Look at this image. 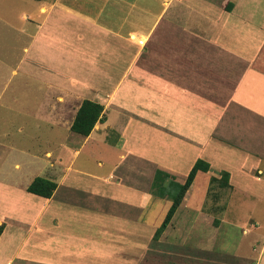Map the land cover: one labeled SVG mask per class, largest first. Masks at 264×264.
Masks as SVG:
<instances>
[{"label": "crops", "instance_id": "obj_1", "mask_svg": "<svg viewBox=\"0 0 264 264\" xmlns=\"http://www.w3.org/2000/svg\"><path fill=\"white\" fill-rule=\"evenodd\" d=\"M33 1L10 16L0 0V100L15 103L28 85L50 127L70 130L83 99L105 120L87 136L70 130L77 137L46 150L36 175L0 142V264L232 259L214 252L224 217L210 221L204 197L192 201L204 171L154 234L198 158L228 183L222 165L237 164V179L264 159V0ZM86 147L95 168L75 163ZM36 176L56 183L50 197L27 191Z\"/></svg>", "mask_w": 264, "mask_h": 264}, {"label": "rangeland", "instance_id": "obj_2", "mask_svg": "<svg viewBox=\"0 0 264 264\" xmlns=\"http://www.w3.org/2000/svg\"><path fill=\"white\" fill-rule=\"evenodd\" d=\"M33 3V0H5L4 5L10 6L11 9L5 10L3 13L14 16L21 10L29 9ZM20 77L24 76H17L16 78L20 79ZM13 87L14 85L10 84L5 93L10 92ZM21 87L24 88L25 85L21 84ZM20 95L22 98L17 99L15 103L6 96H3L0 100V142H10L16 145L15 155L21 166L22 162L27 163L31 172L36 175L43 166L42 159L46 150H54L53 153H55L61 148L62 143L72 141L71 139L77 136L66 126L50 127L47 125L46 117L42 113L47 108V104L42 103L43 99L40 98H42L43 94L41 92L38 93L37 91V94H32L27 85V90L24 89V94ZM25 95L27 96L25 97ZM7 107L15 110L14 113L3 114L4 108ZM65 118L67 120L68 116ZM226 143L229 144L226 146L227 148L232 149V144L237 146L236 142L234 143L232 140H228ZM242 149L244 150L245 148L242 147ZM21 150H24L26 155L21 154ZM88 150V147L84 148L76 159L75 163H79V168H95V164L87 156ZM247 154H250L249 157L251 158L255 156L251 152ZM35 156L36 158H34ZM233 157H230L228 161L230 162ZM236 165L233 164L231 165L232 167L222 165L224 170H229L230 168L232 173V182H229L228 185L221 184L223 179L219 178L221 176L220 171L211 172L209 169V172L206 171L207 173H200L195 180L196 195L192 201L199 203L201 200L203 203L202 198L204 197L203 213H207L209 216L212 215L210 221L215 219V217H218V219L224 217L223 224L219 230L217 229V234L212 235V237H215L214 241L216 240L214 252H220L225 257L232 259L236 252L234 264H258L259 255L256 252L258 249L260 253L264 252V244L262 247L260 246L263 241L261 232L264 231V159L259 158L255 165H246L243 168V174L237 179L234 176V174H237L235 171ZM75 167L78 168L76 165ZM110 167V163H105L100 172H106ZM211 168L213 169V166ZM258 169L260 171H257ZM209 176L211 177L208 178ZM183 214L182 219L187 218L190 212ZM256 226H259V231L256 232L260 236H257L252 230L256 229ZM211 230L212 228L208 230V233ZM247 232L249 233L247 234ZM256 244H258L256 249L252 250L251 246ZM172 258L176 259L175 256H172ZM238 258L241 260H237ZM232 259H226L224 263L229 264ZM178 261H181L178 264H191L187 258H182ZM211 262L215 264L213 261H210L209 264ZM193 264H200L199 258L197 260L194 259Z\"/></svg>", "mask_w": 264, "mask_h": 264}, {"label": "trees", "instance_id": "obj_3", "mask_svg": "<svg viewBox=\"0 0 264 264\" xmlns=\"http://www.w3.org/2000/svg\"><path fill=\"white\" fill-rule=\"evenodd\" d=\"M104 120H105V116L103 113V105L89 99H83L75 113V116L70 126V130L80 135L87 136L93 129L96 122L98 121L103 122ZM209 167H210L209 163L202 158H198L194 162L188 173L185 175L183 182L181 183L177 194L173 198L172 203L169 206V209L167 210V213L164 216L161 224L156 229L154 238H157L166 227L171 216L173 215L177 206L181 202L186 190L194 180L197 172L199 171L206 172L209 170ZM228 177H229L228 172L222 171L221 176L219 177L220 179H223V182H221L222 185L229 184ZM55 188H56V183L53 182L52 180H49L41 176H36L27 186L26 189L28 192L34 194L43 197H50Z\"/></svg>", "mask_w": 264, "mask_h": 264}]
</instances>
